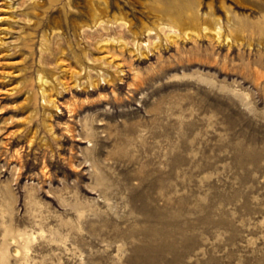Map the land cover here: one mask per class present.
I'll return each mask as SVG.
<instances>
[{
  "label": "rangeland",
  "instance_id": "1",
  "mask_svg": "<svg viewBox=\"0 0 264 264\" xmlns=\"http://www.w3.org/2000/svg\"><path fill=\"white\" fill-rule=\"evenodd\" d=\"M0 264H264V0H0Z\"/></svg>",
  "mask_w": 264,
  "mask_h": 264
}]
</instances>
